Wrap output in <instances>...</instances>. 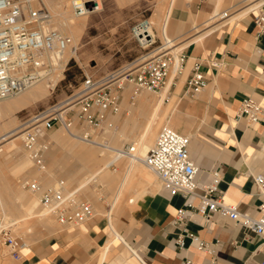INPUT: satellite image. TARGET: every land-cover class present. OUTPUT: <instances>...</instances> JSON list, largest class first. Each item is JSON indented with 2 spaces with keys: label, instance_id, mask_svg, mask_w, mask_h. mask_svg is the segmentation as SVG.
I'll list each match as a JSON object with an SVG mask.
<instances>
[{
  "label": "crops",
  "instance_id": "obj_1",
  "mask_svg": "<svg viewBox=\"0 0 264 264\" xmlns=\"http://www.w3.org/2000/svg\"><path fill=\"white\" fill-rule=\"evenodd\" d=\"M258 3L260 0H172L163 30L164 37L167 31L169 41L177 43L176 51L186 57L183 72L171 74L168 93L194 100L192 127L180 131H187L190 137V155L202 172L198 183L207 184L211 179L207 172H217L223 201L252 217L259 216L263 203L253 176L264 174V113L256 124L238 114L246 98L256 100L264 110V27L256 24L264 3L248 7ZM220 6L223 9L217 12ZM229 13L237 15L213 21ZM203 23L206 29L191 35ZM197 63L206 84L191 98L186 94V82ZM170 120L175 128L171 116ZM127 181L125 176L115 202ZM153 182L141 183H152V190L135 201L109 206L103 215L79 227L64 228L26 246L19 264H179L183 258L193 264L264 262V238L226 217L207 224L193 216L185 228L206 250H197L192 238L185 235V249L179 251L176 240L183 234L173 220L184 208L185 197L170 196L160 182Z\"/></svg>",
  "mask_w": 264,
  "mask_h": 264
},
{
  "label": "rangeland",
  "instance_id": "obj_2",
  "mask_svg": "<svg viewBox=\"0 0 264 264\" xmlns=\"http://www.w3.org/2000/svg\"><path fill=\"white\" fill-rule=\"evenodd\" d=\"M57 1L35 0L34 6L42 7L51 14L52 29L71 36L69 30L62 31L57 26L58 17L54 11ZM65 1L68 4L66 16L84 23V28H81L82 33L79 30L74 36L78 39L71 37L77 49L76 56L70 57L65 68L59 71L60 78L53 90H50L51 93L43 88L42 94L39 93L41 96L38 94L31 102L28 101L26 106H20L22 108L13 107L4 110L3 106L8 101L13 102L18 99L26 91L0 100L2 108V111L0 110V137L12 130L20 135L34 116L45 115L52 109L62 112L64 108L70 107L73 103L71 99L77 95L78 87L85 80L86 75L99 80L109 74H124L133 71L151 59L157 53L155 50L162 46L175 59L182 54V51L178 53L173 51L177 43L168 41L167 31L166 36L163 35L166 16L172 0H98L99 10L86 15L87 17H76L71 9L73 0ZM222 9L223 7L220 6L217 12ZM228 15L237 14L229 13ZM145 20H150L149 22L152 23L151 26L157 39L156 44L149 49H142L132 38L133 27ZM213 21L218 23L223 21V18L217 17ZM206 27L204 23L199 25L191 35ZM190 36L181 41H187ZM167 42L169 43L166 44ZM37 85L45 87V82ZM168 89L169 86L157 93L139 91L133 83L126 82L118 109L108 114L103 130L92 140L73 136L58 124L55 125L45 134L48 150L44 155L45 169L42 171L36 169L26 156L22 137L17 138L16 146L9 149H6L7 145H10L8 142L13 138L3 140L0 144V147L2 146L0 148V230H6L17 241L28 246L64 229L41 208L39 195L32 194L21 187L20 182L24 178L39 180L43 188L58 180H63L67 191H77L79 198L89 201L94 206L96 215H103L109 206L120 207L124 203H129L130 200L135 201L140 195L152 190V183H141L159 181L140 163L131 164L130 159L121 157L113 166L104 168L105 163L113 160L116 154L106 147L120 150L124 145L131 144L139 150L141 156H144L154 145L160 128L170 123V116L175 123V128H173L189 136L187 131L180 130L192 127L193 120L190 117L193 115L194 100L189 98L181 100L171 95L170 92L168 93ZM160 100H162L159 106L160 124L155 127L153 135H148L147 141L141 145V135L148 121L147 118L150 117V113ZM61 103L65 106L60 105ZM143 123L144 126L141 129ZM98 142L105 148L96 144ZM125 176L130 183L127 181L121 196L115 202ZM28 199L35 203V209L34 213L27 215L26 219L22 205L29 203ZM18 205L21 208H17ZM37 212L38 214H35ZM39 212H43V218L38 217ZM22 215H24L22 219H19ZM0 246L2 249L0 264H19V261L12 258L1 240ZM125 253L128 255L126 250Z\"/></svg>",
  "mask_w": 264,
  "mask_h": 264
},
{
  "label": "built area",
  "instance_id": "obj_3",
  "mask_svg": "<svg viewBox=\"0 0 264 264\" xmlns=\"http://www.w3.org/2000/svg\"><path fill=\"white\" fill-rule=\"evenodd\" d=\"M34 2L0 0V100L17 96L38 83L49 81L59 74V63L64 53L72 49L74 53L77 51L73 39L52 29L51 14L42 7H35ZM71 9L76 17H84L89 12L88 5L78 1L71 2ZM231 16L225 14L220 18L225 20ZM144 23L147 25L149 22L145 20L133 27L132 38L142 49H149L156 44L157 39L154 34H149ZM256 24L264 27L262 9ZM155 51L157 53L151 59L133 71L109 74L99 80L86 75L78 87L77 95L71 99L72 106L62 112L52 109L45 115L34 116L21 134L24 151L33 166L40 171L45 169L44 155L48 150L45 134L55 125L58 124L73 136L92 140L103 130L108 114L118 109L126 82L133 83L139 91L157 93L166 86L172 73L179 75L183 72L186 63L183 54L177 61L164 46ZM199 69L200 65L194 64L186 82V94L191 98L200 94L206 84V78ZM263 113L262 106L256 100L246 98L241 103L238 116L244 115L249 123L256 124ZM114 152L120 157L139 159L135 156L136 147L131 144ZM141 161L155 174L170 196L181 194L185 197L184 208L178 210L173 220V224L181 228L183 234L176 240L179 251L185 249V235L192 238V245L197 250H206L205 244L185 228L195 215L207 224L216 217H226L264 238V174L253 176L263 203L259 206V216L252 217L223 201L224 193L219 187L221 178L217 172L208 171L210 181L202 185L198 183L202 172L190 155V137L176 129L162 126L154 145ZM20 185L30 193L39 195L41 208L63 228L79 227L96 216L94 206L79 198L77 191H67L63 180L43 188L39 180L24 178ZM0 240L12 258L20 261L21 251L26 245L6 230H0ZM179 264L193 263L183 258Z\"/></svg>",
  "mask_w": 264,
  "mask_h": 264
},
{
  "label": "bare ground",
  "instance_id": "obj_4",
  "mask_svg": "<svg viewBox=\"0 0 264 264\" xmlns=\"http://www.w3.org/2000/svg\"><path fill=\"white\" fill-rule=\"evenodd\" d=\"M73 1H78V2H83V3H86L87 5H89V4H91V3H96V6H94L92 9H89V12H88V14L87 15H89V14H91V13H93V12H96L97 10H99V8H100V6H99V2H98V0H73ZM67 1H65V0H58L56 3H55V5H54V11H55V14L57 15V26H59V30H62V31H66V30H69V32L71 33V36L70 37H72V38H76V37H74L76 34H78V32H79V30H80V33H82V31H81V28H84L83 26H84V23L82 22V21H75V20H73L72 19V17H67L66 16V7H67V3H66ZM69 3V2H68ZM264 3V0H260V3H258L257 5H253V4H250L248 7L249 8H251V7H255V6H259V5H261V4H263ZM171 7V6H170ZM69 13V12H68ZM87 17V16H86ZM216 19V18H215ZM150 20H148V22H149ZM148 24H151L152 25V23H148ZM145 25V23H144V25L143 26H145L146 27V29H147V31L149 32V34L150 35H152V34H154V32H153V29H152V26L151 25ZM83 30V29H82ZM163 30H164V28H163ZM76 39H78V37L76 38ZM169 41V40H168ZM76 45V44H75ZM174 52H176V53H178L177 51H176V48L173 50ZM179 51V50H178ZM69 54V55H68ZM67 55V56H66ZM72 56H76V53H74V50L72 49V50H67L65 53H64V55H63V57L61 58V62L59 63V65H60V70L62 71L64 68H65V66H66V64H67V62L69 61V58L70 57H72ZM177 61H178V58H177ZM60 78V75L58 74V75H56L55 77H53V78H51L49 81H46L45 82V87H43V86H41V85H35L34 87H32V88H30L28 91H26V93H24V95H22L21 97H19L18 99H16V100H12L13 102H9L8 101V103H5V105L3 106V109L5 110V109H10V108H13V107H20V106H26L27 104L26 103H28V101L29 102H31V100H33L34 98H35V96H38V94L39 93H41L42 94V91H43V88H45V89H47V91H50V90H53V88L55 87V85H56V83H57V81H58V79ZM167 86H169V83H168V81H167V83H166V86L162 89L163 91H164V89L165 88H167ZM167 90V89H166ZM50 93H51V91H50ZM43 94H45V93H43ZM40 95V94H39ZM41 96V95H40ZM163 97H164V95H163ZM163 97H162V100H163ZM41 98V97H40ZM162 100H160V102H158V105L157 104H155V105H157L156 107H155V105H154V110L152 111V113H150V117L149 118H147L148 119V121H147V123L145 124V127H144V130H143V132H142V135H141V141H140V143H141V145H142V143L143 142H146L147 141V137H148V135H153V133L155 132V127H158L159 126V120H161L160 119V115H159V106L162 104ZM67 101V100H66ZM65 101V102H66ZM69 103V102H68ZM71 103H72V101H71ZM155 103H157V102H155ZM29 105V104H28ZM60 105H63V106H65V104H60ZM71 106H72V104H70ZM62 106V107H63ZM67 106V105H66ZM20 108H22V107H20ZM67 108V107H66ZM59 109H61V108H59ZM65 109V108H64ZM153 109V108H152ZM0 110L2 111V108H1V106H0ZM55 110H57V109H55ZM63 110V109H62ZM61 111V110H60ZM167 113V112H166ZM164 121V120H163ZM166 121V120H165ZM158 125V126H157ZM167 125H169L170 127H173V123L171 122V120H170V123H168ZM21 138V134L20 135H18V133L17 132H15V130H12V131H9V132H7L6 134H3L1 137H0V144H1V142L3 141V140H6L7 138H13L10 142H8V143H10V145H7V147L8 148H6V149H9V148H13V147H15L16 145H15V140L17 139V138ZM92 143H94V142H92ZM99 143V142H98ZM97 144V143H96ZM0 148H2V146L0 147ZM105 148V147H104ZM106 148H109L110 149V151L112 150V151H114V149H112V148H110V147H106ZM140 149V148H139ZM1 150V149H0ZM116 150V149H115ZM83 152H85V151H83ZM148 152V151H147ZM147 154V153H146ZM146 154L144 155V156H141V154L139 153V150L136 148V152H135V156L137 157V158H139V159H133V158H130V160H131V163L133 164V163H140V164H142L143 166H145L143 163H142V161H141V159L142 158H144L145 156H146ZM84 155V154H83ZM113 155H114V153H113ZM121 157H120V155L119 154H115V157H114V159L113 160H111V161H109V162H107V163H105V165H104V168H108L110 165L112 166V165H114L113 163L116 161V160H118V159H120ZM26 167V166H25ZM146 167V166H145ZM102 169H103V167H101ZM147 168V167H146ZM148 169V168H147ZM149 170V169H148ZM150 171V170H149ZM101 172V171H100ZM99 173V172H98ZM154 174V173H153ZM154 176H155V174H154ZM156 177V176H155ZM157 178V177H156ZM23 194V193H22ZM20 199V198H19ZM29 200V199H28ZM28 200H26V201H28ZM23 201V200H22ZM30 201V200H29ZM28 201V202H29ZM111 202V201H110ZM38 203V202H37ZM38 205V204H37ZM21 206V205H20ZM17 208H21V207H19V205H18V207ZM22 208H23V212L26 214L25 215V217H26V219H27V215H31V214H33L34 213V209H35V203H33V201L31 202H29V203H26V204H23L22 205ZM39 210V209H38ZM41 211V210H40ZM40 214L38 215V217L40 216L41 218H43L42 216L44 215L43 214V212L41 213V212H39ZM45 213V212H44ZM35 214H38V212L37 213H35ZM24 215H22V216H20L19 217V219L21 218L22 219V217H23ZM25 219V218H24ZM25 219V220H26ZM9 221V220H8ZM17 221H19V220H17ZM16 221V222H17ZM24 221V220H23ZM11 223H12V221H11ZM23 223V222H22ZM24 224V223H23ZM13 225V224H12ZM1 252H2V249H1V246H0V254H1Z\"/></svg>",
  "mask_w": 264,
  "mask_h": 264
},
{
  "label": "water",
  "instance_id": "obj_5",
  "mask_svg": "<svg viewBox=\"0 0 264 264\" xmlns=\"http://www.w3.org/2000/svg\"><path fill=\"white\" fill-rule=\"evenodd\" d=\"M94 6H96V3H91L88 5L89 9H92Z\"/></svg>",
  "mask_w": 264,
  "mask_h": 264
}]
</instances>
